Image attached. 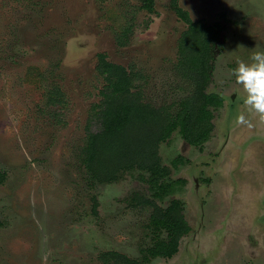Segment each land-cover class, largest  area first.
<instances>
[{"label": "rangeland", "instance_id": "374dc122", "mask_svg": "<svg viewBox=\"0 0 264 264\" xmlns=\"http://www.w3.org/2000/svg\"><path fill=\"white\" fill-rule=\"evenodd\" d=\"M171 1L0 0V264H103L108 250L141 258L152 235L145 200L189 226L171 258L146 264H264V120L232 71L264 50V0H178L193 21L218 26L205 91L223 103L210 107L206 140L175 129L159 144L169 173L130 167L99 179L78 156L105 84L98 53L139 72L132 84L155 105L190 93L175 70L187 26ZM54 83L62 104L45 100Z\"/></svg>", "mask_w": 264, "mask_h": 264}, {"label": "trees", "instance_id": "16d2710c", "mask_svg": "<svg viewBox=\"0 0 264 264\" xmlns=\"http://www.w3.org/2000/svg\"><path fill=\"white\" fill-rule=\"evenodd\" d=\"M148 1L146 7L151 10L152 0ZM171 7L187 26L178 38L175 70L191 82L190 93L176 103L177 107L174 102L155 105L145 99L142 86L132 84L134 78L140 80L139 72L98 53L95 68L105 84L100 90L99 101L91 106L89 124L94 128L86 126L85 139L78 153L92 177L109 179L121 169L130 167L154 174L169 173L167 168H159L158 148L162 141L177 129L186 141L199 144L213 130V109L210 107H221L223 99L218 93L206 92L205 88L211 77L212 53L208 42L218 35V26L214 24L210 28L205 23L193 21L178 0H172ZM130 31L131 25L126 28L128 35ZM124 39L118 45L124 46L127 43ZM45 100L48 104L64 102V93L58 84L46 90ZM154 180L158 182L159 178ZM142 203L152 206L148 225L151 244L140 248L141 258L115 250L101 252L99 260L103 264H146L151 258H171L178 251L179 240L189 229L181 212L172 206L164 209L152 200ZM176 203L171 202L173 206ZM164 232L165 237H160Z\"/></svg>", "mask_w": 264, "mask_h": 264}, {"label": "clouds", "instance_id": "9594fccd", "mask_svg": "<svg viewBox=\"0 0 264 264\" xmlns=\"http://www.w3.org/2000/svg\"><path fill=\"white\" fill-rule=\"evenodd\" d=\"M250 62L239 61L232 70L237 84L245 93L244 104L249 110L264 120V50L251 53ZM238 122H245L243 115L238 116Z\"/></svg>", "mask_w": 264, "mask_h": 264}]
</instances>
